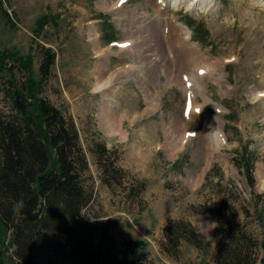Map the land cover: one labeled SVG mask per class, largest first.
<instances>
[{
    "label": "rangeland",
    "instance_id": "obj_1",
    "mask_svg": "<svg viewBox=\"0 0 264 264\" xmlns=\"http://www.w3.org/2000/svg\"><path fill=\"white\" fill-rule=\"evenodd\" d=\"M47 48L55 60L41 79ZM2 49L21 84L39 80L33 99L76 128L82 216L144 240L141 264H213L221 230L203 203L264 205V0H0ZM254 217L242 222L260 238ZM178 219L211 242L207 254L187 242L176 257L161 250L163 227Z\"/></svg>",
    "mask_w": 264,
    "mask_h": 264
},
{
    "label": "trees",
    "instance_id": "obj_2",
    "mask_svg": "<svg viewBox=\"0 0 264 264\" xmlns=\"http://www.w3.org/2000/svg\"><path fill=\"white\" fill-rule=\"evenodd\" d=\"M46 19L40 17L39 25ZM43 54L41 79L55 60L49 48ZM9 57L14 58L12 50H0L4 86L0 91L9 102L7 111L0 109V264H141L137 252L144 248V240L128 234L117 238L107 220L82 216L88 204L81 182L87 161L76 128L45 98L33 99L39 80L21 84L2 62ZM14 60L30 67L22 55ZM235 204L222 198L204 202L199 211L212 214L221 230L210 260L264 264V205L255 203L251 211L247 204ZM251 215L260 238L242 222ZM162 232L160 248L172 257L178 255L182 242L203 254L211 243L186 220L170 221Z\"/></svg>",
    "mask_w": 264,
    "mask_h": 264
},
{
    "label": "bare ground",
    "instance_id": "obj_3",
    "mask_svg": "<svg viewBox=\"0 0 264 264\" xmlns=\"http://www.w3.org/2000/svg\"><path fill=\"white\" fill-rule=\"evenodd\" d=\"M174 1V3H175V5H176V3H177V1L178 0H173ZM129 67V66H128ZM137 67V66H136ZM214 67V66H213ZM200 69V68H199ZM165 73V72H164ZM102 71H100L99 70V72H98V81H97V84L100 82H103V80H102V78L104 77V75H103V77H102ZM211 74V73H210ZM177 79V78H176ZM190 79H192L193 81H195L196 83H197V81H198V79H194L192 76L190 77ZM101 85H102V83H101ZM187 89V88H186ZM186 92V91H185ZM195 95V94H194ZM191 100V99H190ZM103 117H104V120H103V122H104V124H105V129H107V130H114L115 129V123H114V121L116 122V120H117V118H116V116H115V114H114V112L113 111H111V110H109V109H105L104 110V112H103ZM264 168V167H263ZM262 173H264V171L262 170ZM262 175V174H261Z\"/></svg>",
    "mask_w": 264,
    "mask_h": 264
},
{
    "label": "clouds",
    "instance_id": "obj_4",
    "mask_svg": "<svg viewBox=\"0 0 264 264\" xmlns=\"http://www.w3.org/2000/svg\"><path fill=\"white\" fill-rule=\"evenodd\" d=\"M20 206H22V205H17V207H20Z\"/></svg>",
    "mask_w": 264,
    "mask_h": 264
},
{
    "label": "snow or ice",
    "instance_id": "obj_5",
    "mask_svg": "<svg viewBox=\"0 0 264 264\" xmlns=\"http://www.w3.org/2000/svg\"><path fill=\"white\" fill-rule=\"evenodd\" d=\"M121 2H123V0H121ZM126 46V45H125Z\"/></svg>",
    "mask_w": 264,
    "mask_h": 264
}]
</instances>
